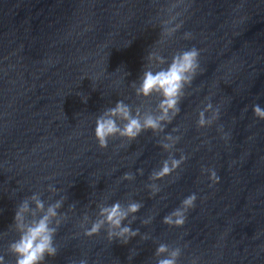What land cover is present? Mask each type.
Masks as SVG:
<instances>
[{
	"label": "water",
	"instance_id": "water-1",
	"mask_svg": "<svg viewBox=\"0 0 264 264\" xmlns=\"http://www.w3.org/2000/svg\"><path fill=\"white\" fill-rule=\"evenodd\" d=\"M173 13L181 26L162 36ZM193 47L199 69L163 131L101 148L96 120L117 101L158 111L157 94H136L159 67L149 53L170 60ZM209 103L219 117L200 126ZM253 105L264 108V0H0V254L14 264L15 208L39 192L46 204L63 198L57 252L44 264H155L160 243L181 249L177 264H264V119ZM169 134L179 139L165 150ZM192 193L184 224L164 223ZM115 202L141 205L123 221L138 234L109 240L105 225L84 235Z\"/></svg>",
	"mask_w": 264,
	"mask_h": 264
},
{
	"label": "clouds",
	"instance_id": "clouds-1",
	"mask_svg": "<svg viewBox=\"0 0 264 264\" xmlns=\"http://www.w3.org/2000/svg\"><path fill=\"white\" fill-rule=\"evenodd\" d=\"M179 13H173L167 19L162 20V36H170L181 26L180 23H173ZM189 34H185L187 37ZM149 63L155 62L159 67L156 70L148 68L144 71L139 85L136 87V94L143 97H150L153 94L159 96L156 113H141L133 111L130 105L123 101H117L115 106L105 111L97 118L94 136L101 148L107 147L108 140L113 136H120L128 140L135 139L142 131L151 129L153 132L163 131L165 125L179 112V101L184 94V88L190 84L199 69V50L195 47L174 53L169 60L166 56L150 52ZM206 111H212V116L205 117ZM253 114L264 119V108L253 105ZM219 117V110L213 109L211 103L199 113L198 124L209 125ZM221 131L223 128L221 126ZM228 132H223L227 138ZM179 137L171 134L165 137L166 141L162 147L167 150L174 146ZM185 157L179 159L170 157L165 159L159 170L152 174L153 179H159L170 174L183 162ZM125 178H130L125 174ZM208 178L211 183H217L219 176L214 169L208 171ZM50 191H56L51 185ZM196 194L192 193L181 201L180 207L174 209L163 218L164 223L180 227L184 224L187 211L195 206ZM63 203V198L46 204L41 199L39 192H33L30 196L22 199L15 208L11 230L16 233V238L8 243V252L14 257V264H44L45 258L55 256L57 247L55 235L64 217L58 212ZM138 202H131L123 207L119 202L109 206L101 207L99 219L93 221L89 227L84 229V235L93 236L100 232L101 228L107 225L106 234L109 240L118 239L123 243L138 234L123 221L130 213L139 210ZM155 264H177L181 255L179 247L170 248L166 243H160L155 249ZM0 264H7L4 254H0ZM78 264H88L86 259H81Z\"/></svg>",
	"mask_w": 264,
	"mask_h": 264
}]
</instances>
